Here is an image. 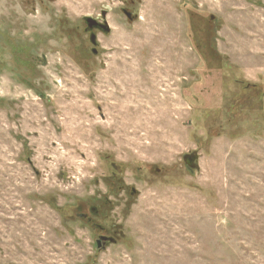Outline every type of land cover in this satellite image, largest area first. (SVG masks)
I'll list each match as a JSON object with an SVG mask.
<instances>
[{
  "label": "rangeland",
  "instance_id": "374dc122",
  "mask_svg": "<svg viewBox=\"0 0 264 264\" xmlns=\"http://www.w3.org/2000/svg\"><path fill=\"white\" fill-rule=\"evenodd\" d=\"M0 264H264V0H0Z\"/></svg>",
  "mask_w": 264,
  "mask_h": 264
},
{
  "label": "flooded vegetation",
  "instance_id": "af4514ba",
  "mask_svg": "<svg viewBox=\"0 0 264 264\" xmlns=\"http://www.w3.org/2000/svg\"><path fill=\"white\" fill-rule=\"evenodd\" d=\"M123 12L125 14L131 13L127 9H123ZM101 15H102V11H101ZM106 17H107V14H106ZM104 22H105V20L103 17L102 18L101 17H90V19L84 18V20H83V27H84L85 32L88 35L90 43L92 44L91 45L92 46L91 51L94 54L98 53L99 44H98V41L96 44H93L90 40V36L92 33H95V32H97V34L104 32V28H105V26H103ZM90 24L92 25V27H90ZM96 37H97V35H96ZM113 167L116 169V172L121 173V169L119 166H117L116 164H113ZM98 211H99V207H91V213L93 215H96L98 213ZM88 220L90 221L91 219L88 218ZM96 226L100 230L104 231V228L101 225H96ZM115 241H116V236L114 234L112 235V233L106 234V233L102 232L99 235V237L97 238V245H99L102 248L106 244L114 243Z\"/></svg>",
  "mask_w": 264,
  "mask_h": 264
},
{
  "label": "water",
  "instance_id": "95a60500",
  "mask_svg": "<svg viewBox=\"0 0 264 264\" xmlns=\"http://www.w3.org/2000/svg\"><path fill=\"white\" fill-rule=\"evenodd\" d=\"M106 14H107V10H103L102 11V17L104 18L105 22L103 24V26H105L104 28V32L108 33L111 31V28H110V25L108 23V21L106 20ZM126 16L129 18V19H132V14L131 13H126ZM86 19H90V16H86L85 17ZM212 18H214V16H212ZM90 27H92V25L90 24ZM90 40L93 44H96L97 43V37H96V34L95 33H92L91 36H90ZM185 163L189 166L190 169H197L199 168V165H198V160H199V152L198 150H194L190 153H187L184 155L183 157ZM136 190L133 189V193H135ZM98 247H100L98 245Z\"/></svg>",
  "mask_w": 264,
  "mask_h": 264
}]
</instances>
